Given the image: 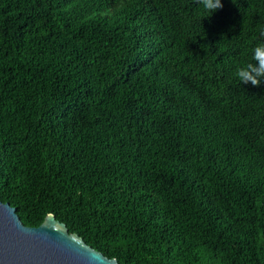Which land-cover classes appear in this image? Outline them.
<instances>
[{"label":"trees","instance_id":"1","mask_svg":"<svg viewBox=\"0 0 264 264\" xmlns=\"http://www.w3.org/2000/svg\"><path fill=\"white\" fill-rule=\"evenodd\" d=\"M0 0V199L122 264H264V0ZM211 15L210 18H208Z\"/></svg>","mask_w":264,"mask_h":264},{"label":"water","instance_id":"2","mask_svg":"<svg viewBox=\"0 0 264 264\" xmlns=\"http://www.w3.org/2000/svg\"><path fill=\"white\" fill-rule=\"evenodd\" d=\"M0 264H122L92 247L48 212L25 225L14 206L0 199Z\"/></svg>","mask_w":264,"mask_h":264},{"label":"clouds","instance_id":"3","mask_svg":"<svg viewBox=\"0 0 264 264\" xmlns=\"http://www.w3.org/2000/svg\"><path fill=\"white\" fill-rule=\"evenodd\" d=\"M197 2L211 15L223 8L222 0H197ZM261 34L264 35V31ZM252 60L254 62L238 68L236 76L242 85L251 84L253 87H259L264 83V43L258 44L253 49Z\"/></svg>","mask_w":264,"mask_h":264}]
</instances>
